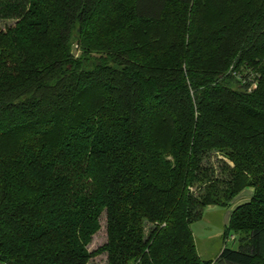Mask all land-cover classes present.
<instances>
[{
  "label": "trees",
  "instance_id": "trees-1",
  "mask_svg": "<svg viewBox=\"0 0 264 264\" xmlns=\"http://www.w3.org/2000/svg\"><path fill=\"white\" fill-rule=\"evenodd\" d=\"M248 188L203 260L192 223ZM102 254L264 264V0H0V264Z\"/></svg>",
  "mask_w": 264,
  "mask_h": 264
},
{
  "label": "rangeland",
  "instance_id": "rangeland-1",
  "mask_svg": "<svg viewBox=\"0 0 264 264\" xmlns=\"http://www.w3.org/2000/svg\"><path fill=\"white\" fill-rule=\"evenodd\" d=\"M2 25H4V23ZM222 160L232 164L229 159L221 156L220 153L211 154L210 158L207 160V163L209 162L211 166L219 168V166L222 165ZM219 170L221 171L220 168ZM249 194V191H243L239 197H237V200L233 202L232 207L208 206L203 211L202 217L192 223V230L196 239L198 252L203 260L215 261L219 257L224 247H237L236 245L238 236L232 235L226 239L225 233L227 226L229 225L234 207L238 204L249 201L251 198ZM101 225V230L93 237V240L89 245V249L92 251L107 242V224L105 213L101 218ZM89 264H107V255L102 254L96 258H93Z\"/></svg>",
  "mask_w": 264,
  "mask_h": 264
},
{
  "label": "crops",
  "instance_id": "crops-1",
  "mask_svg": "<svg viewBox=\"0 0 264 264\" xmlns=\"http://www.w3.org/2000/svg\"><path fill=\"white\" fill-rule=\"evenodd\" d=\"M246 190L249 191V193H250L249 195H250V197H251V196L253 195V190H252L251 188H248V189H246ZM250 197H249V198H250ZM249 198H248V199H249ZM248 199H246V200H248Z\"/></svg>",
  "mask_w": 264,
  "mask_h": 264
}]
</instances>
